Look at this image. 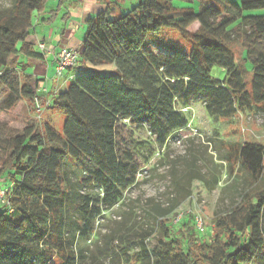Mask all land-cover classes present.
Listing matches in <instances>:
<instances>
[{"label": "trees", "instance_id": "obj_1", "mask_svg": "<svg viewBox=\"0 0 264 264\" xmlns=\"http://www.w3.org/2000/svg\"><path fill=\"white\" fill-rule=\"evenodd\" d=\"M49 1L11 0L0 9V84L7 90L0 112L22 103L36 112L40 79L20 59L40 57L27 39L34 13ZM254 9H264V0H140L124 14L109 4L88 20L75 80L49 104L42 97L44 108L65 115L62 130L46 120L16 132L0 121V179L9 199L0 207V264H84L80 241L95 237L96 221L138 183L139 166L122 144L128 126L146 127L164 148L188 128L183 108L195 102L216 120L264 114V15L244 14ZM215 67L226 71L223 78L213 76ZM239 148L240 168L262 188L246 190L217 215L208 240H200L193 216L175 231L166 220L174 206L156 205L164 236L153 249L142 241L138 264H264V145Z\"/></svg>", "mask_w": 264, "mask_h": 264}, {"label": "rangeland", "instance_id": "obj_2", "mask_svg": "<svg viewBox=\"0 0 264 264\" xmlns=\"http://www.w3.org/2000/svg\"><path fill=\"white\" fill-rule=\"evenodd\" d=\"M138 2L125 3L119 8V14L128 12ZM10 6L11 0H0V9ZM244 14L264 15V9L246 10ZM197 25L191 26L190 30H197ZM153 47L162 50L157 45ZM235 53L239 62H243L240 45L235 47ZM26 59L22 56L20 61L25 62ZM29 72H34L33 67ZM225 73L220 67L213 70L215 78H223ZM67 88L68 85L62 86L59 92ZM6 96L7 90L0 84V102ZM195 103L186 112L192 128L175 134L164 148L154 142L144 126L132 124L124 130L122 144L133 154L139 166L138 183L129 189L120 206L102 214L96 221V236L87 242L80 241L78 246L87 249L84 264H138L142 241L145 240L148 249H153L164 236L157 227L156 205L167 209L174 206L166 220L175 231L189 217L193 216L194 221L196 216L202 217L204 231L200 240H208L217 215L229 210L246 190L252 188L258 191L262 188L261 183L252 180L240 168L239 147L244 142L264 145V114L260 111L244 112L232 119L216 120L206 113L202 102ZM46 120L62 130L65 115L61 111L45 108L41 121ZM0 121L6 122L16 132L22 131L31 122L42 125L32 105L23 103L11 111L0 112ZM195 171L204 175L205 181L195 178ZM78 176H81L79 170L72 174V180L76 181ZM209 185L214 188L210 190ZM0 186V191H4V179H0ZM97 192L95 189L94 193ZM180 214H183L181 221L176 222ZM112 235L114 241L110 240L108 245L107 236ZM107 246L111 248L105 250Z\"/></svg>", "mask_w": 264, "mask_h": 264}, {"label": "crops", "instance_id": "obj_3", "mask_svg": "<svg viewBox=\"0 0 264 264\" xmlns=\"http://www.w3.org/2000/svg\"><path fill=\"white\" fill-rule=\"evenodd\" d=\"M134 1L137 0H50L44 12L34 13L33 29L27 42L33 46L36 53L40 54V57L26 56L24 63L28 65L27 72L34 80L40 79L39 84L47 86L48 93L43 94L46 101H51L62 86H67L75 80L79 66L58 78L56 59L65 48L82 49L88 20L95 18L109 4L119 11L125 3L132 4ZM52 16L54 19L50 22ZM41 44L44 46L41 47ZM30 67H33L34 72H29ZM195 104L193 103L192 106Z\"/></svg>", "mask_w": 264, "mask_h": 264}, {"label": "built area", "instance_id": "obj_4", "mask_svg": "<svg viewBox=\"0 0 264 264\" xmlns=\"http://www.w3.org/2000/svg\"><path fill=\"white\" fill-rule=\"evenodd\" d=\"M44 45L41 44V47H43ZM80 51L74 48H65L63 49L58 57H57V65H56V76L58 78H61L63 76H65L71 69L75 68L77 66V64L80 61ZM34 93H35V97H34V105H35V109H36V114L37 117L40 119V121L42 120L43 117V112H44V106L42 104V97L43 94H47L48 93V88L46 85H42V84H37L34 86ZM51 101H47V104H49ZM190 107L187 108H183L184 112H188V109ZM188 128H192L191 125L189 124ZM1 187V186H0ZM7 194V197H6ZM9 204V199H8V190L5 189L4 191H0V207L2 205H8ZM183 214H180L177 219L176 222H180L181 218H182ZM195 223L197 225V228L199 231H204V222L202 217L200 216H196L195 217Z\"/></svg>", "mask_w": 264, "mask_h": 264}]
</instances>
